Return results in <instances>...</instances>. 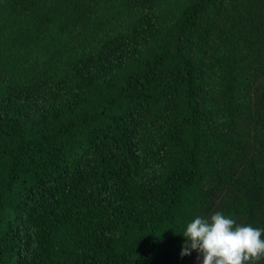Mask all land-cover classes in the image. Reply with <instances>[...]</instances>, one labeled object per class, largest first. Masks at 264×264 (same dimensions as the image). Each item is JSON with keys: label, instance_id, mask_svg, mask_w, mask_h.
<instances>
[{"label": "trees", "instance_id": "obj_1", "mask_svg": "<svg viewBox=\"0 0 264 264\" xmlns=\"http://www.w3.org/2000/svg\"><path fill=\"white\" fill-rule=\"evenodd\" d=\"M214 211L264 228V0H0V264H202Z\"/></svg>", "mask_w": 264, "mask_h": 264}, {"label": "clouds", "instance_id": "obj_2", "mask_svg": "<svg viewBox=\"0 0 264 264\" xmlns=\"http://www.w3.org/2000/svg\"><path fill=\"white\" fill-rule=\"evenodd\" d=\"M182 235L186 240L181 255L195 250L202 264H259L264 260V228L237 223L221 211L196 216Z\"/></svg>", "mask_w": 264, "mask_h": 264}]
</instances>
